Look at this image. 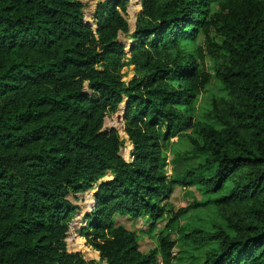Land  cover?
I'll use <instances>...</instances> for the list:
<instances>
[{
    "label": "trees",
    "instance_id": "1",
    "mask_svg": "<svg viewBox=\"0 0 264 264\" xmlns=\"http://www.w3.org/2000/svg\"><path fill=\"white\" fill-rule=\"evenodd\" d=\"M127 2L0 0V264H177L173 233L189 264H264V0H140L126 49ZM125 98L127 161L103 127ZM176 186L203 201L174 211ZM93 189L76 234L98 263L65 243L69 197ZM204 207L206 227L180 225ZM117 217L166 224L145 252Z\"/></svg>",
    "mask_w": 264,
    "mask_h": 264
},
{
    "label": "rangeland",
    "instance_id": "2",
    "mask_svg": "<svg viewBox=\"0 0 264 264\" xmlns=\"http://www.w3.org/2000/svg\"><path fill=\"white\" fill-rule=\"evenodd\" d=\"M85 3V6L83 7V13L85 14L86 18H90L91 12L93 10L94 4L97 0H81ZM141 10L140 2L139 0H128L127 7H126V15L125 18L128 23V32L126 33H119L118 34V40L122 42L126 49L128 48V45L130 43V33L133 30V26L135 25L136 17L138 13ZM209 65V62L207 63V66ZM124 74V80H129L133 76V67H124L122 70ZM212 74V73H211ZM210 93H216L221 94L222 90L216 81L214 77H211L208 85V90L205 93H201L198 95L196 100L194 101V108L196 112V116H199L201 112L204 110V107L208 103V98L210 96ZM126 98L120 102L116 109L106 112L104 119H103V127L109 128L113 127L117 130L118 135L123 140L122 147H120V154H122L123 159L126 161L130 159L129 156V149L131 146L130 141L128 140L125 132L122 131V123L123 120L120 119V115L123 114L124 107H125ZM175 140V138H174ZM193 164V163H192ZM183 164H174L173 163V156L171 154H168V160H167V166L166 171L169 175H172V170L175 168H183ZM92 191L86 192L83 194V196H76L75 199H72L69 197V201L77 207V212L75 214H82V213H88L89 204L91 202L92 198ZM81 198V199H80ZM204 196H202L196 187H181L176 186L170 195L168 199H166L163 203L170 208H172L174 211H177L181 208H186L189 205L201 202L203 201ZM77 215H74L72 218L71 223H74L76 220ZM214 211L209 207L204 208H197L190 210L186 216L180 221V225L182 227H206L208 225V220L214 218ZM116 224H122L127 229L131 231H135L138 233L140 237V243H141V249L145 252H147L150 248L155 246L157 235L159 234V231L164 228V225L166 224V220L159 222L156 224V226L153 228L152 231H148V222L146 219H138V220H132L128 219L126 217L123 218H115L113 219ZM148 223V224H147ZM81 224V223H80ZM79 226L73 228L74 230L70 232L69 240H66V248L69 252H79L82 256V258L85 261H93L95 263L99 262V258L97 254L92 251L89 247L84 245V241L82 238H79L76 235L77 230L79 229ZM171 239L173 241H176V247L174 249V263L177 264H189L190 263V254L188 252H185V248L181 246V243L178 240V235L176 233H173L171 236ZM72 238V239H71ZM199 253H196L198 255ZM104 264V263H99ZM158 264H161L160 258H158Z\"/></svg>",
    "mask_w": 264,
    "mask_h": 264
},
{
    "label": "crops",
    "instance_id": "3",
    "mask_svg": "<svg viewBox=\"0 0 264 264\" xmlns=\"http://www.w3.org/2000/svg\"><path fill=\"white\" fill-rule=\"evenodd\" d=\"M130 147H131V146H130ZM108 179H110V176L107 175V176L104 178V180H108ZM86 192H89V191H86ZM86 192H84V193H86ZM84 193L79 194V195H77V196H79V197H80V196H83ZM93 194H94V189H93V191H92V198H91V202H90V204H92ZM80 199H81V198H80ZM90 204H89V205H90ZM76 213H78V212L76 211ZM85 214H86V213H82V214L80 215V220H79L80 223L82 222L83 217H84ZM75 215H77V214H75ZM76 218H77V217H76ZM80 223H79V224H80ZM78 226H79V225H78ZM76 235H77V234H76ZM78 237H79V236H78ZM69 238H70V237H69V235H68V237L65 239V242H66V240H69ZM79 238H81V237H79ZM71 239H72V238H71ZM83 241H84V240H83ZM76 252H77V251H76ZM95 253H96V252H95ZM96 254H97V253H96ZM97 256H98V254H97Z\"/></svg>",
    "mask_w": 264,
    "mask_h": 264
},
{
    "label": "water",
    "instance_id": "4",
    "mask_svg": "<svg viewBox=\"0 0 264 264\" xmlns=\"http://www.w3.org/2000/svg\"><path fill=\"white\" fill-rule=\"evenodd\" d=\"M139 2H140V0H139ZM133 30H134V26H133ZM124 111H125V107H124ZM124 111H123V113H124ZM120 119L123 120V114L120 115ZM124 129H125V126H124V122H123V123H122V131H123V132H124ZM120 152H122V151H120V149H119V156L122 157V154H120ZM133 152H134V148H133V145H131V147H130V149H129V156H130V157L133 156ZM94 199H95V197H94V194H93L92 203L94 202ZM90 206H91V204H90ZM90 206H89V210H90Z\"/></svg>",
    "mask_w": 264,
    "mask_h": 264
},
{
    "label": "built area",
    "instance_id": "5",
    "mask_svg": "<svg viewBox=\"0 0 264 264\" xmlns=\"http://www.w3.org/2000/svg\"><path fill=\"white\" fill-rule=\"evenodd\" d=\"M88 212H89V209H88ZM73 228H75L74 223L69 224V226H68V234H70V232L74 230Z\"/></svg>",
    "mask_w": 264,
    "mask_h": 264
}]
</instances>
